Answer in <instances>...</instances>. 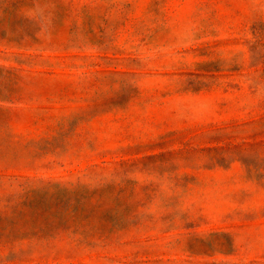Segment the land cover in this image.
<instances>
[{"label": "rangeland", "instance_id": "obj_1", "mask_svg": "<svg viewBox=\"0 0 264 264\" xmlns=\"http://www.w3.org/2000/svg\"><path fill=\"white\" fill-rule=\"evenodd\" d=\"M0 264H264V0H0Z\"/></svg>", "mask_w": 264, "mask_h": 264}]
</instances>
